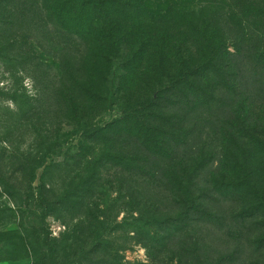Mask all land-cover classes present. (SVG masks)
<instances>
[{
	"label": "trees",
	"instance_id": "trees-1",
	"mask_svg": "<svg viewBox=\"0 0 264 264\" xmlns=\"http://www.w3.org/2000/svg\"><path fill=\"white\" fill-rule=\"evenodd\" d=\"M25 1L42 23L70 41L57 57L52 90L60 123L89 118L92 104L112 97L107 83L115 68L121 71L116 88L124 96L129 85L137 90L159 77V108L149 111L151 100L132 109L120 105L121 117L85 130L77 156L62 165L47 164L56 135H39V147L25 149L17 139L23 133L15 127L16 116L3 108L10 112L7 118L0 115L3 259L203 264L201 245L210 247L197 236L201 225L229 239L225 248L210 240L207 264H244L245 250H251L247 264H264V96L243 83L235 59L239 50L231 52L224 38L215 37L206 1L195 11L193 0H164L156 12L143 0ZM241 2L231 3L238 17L244 14ZM7 6L0 0V23L22 18ZM232 22L228 35L244 33V18ZM247 57L250 73L257 57L252 49ZM11 93L22 112L27 95ZM132 114L138 121L130 120ZM122 211L130 219L129 238L148 250L147 263L123 262L126 247L111 242L118 229L105 227ZM47 216L62 220L60 238L51 236ZM72 220L77 222L71 225ZM261 256L262 261H253Z\"/></svg>",
	"mask_w": 264,
	"mask_h": 264
},
{
	"label": "rangeland",
	"instance_id": "rangeland-1",
	"mask_svg": "<svg viewBox=\"0 0 264 264\" xmlns=\"http://www.w3.org/2000/svg\"><path fill=\"white\" fill-rule=\"evenodd\" d=\"M5 1L8 3L6 10H9L16 17L21 16L22 13L23 16L16 20L13 17L10 18V14L7 12L5 14L6 18H10L14 22L9 25L0 23V94L2 95L0 96V115H3V118H7L9 111H13V115L16 116L15 127L20 133H23L17 139L20 140L21 146L25 149L38 148L41 142V139L38 138L39 135L52 138L56 135L54 154L47 160V164L62 165L68 160L70 155L77 156L79 147L85 143L83 140L86 133L85 130H97L98 127H105L108 123H112L121 117L120 105L132 109L136 102L151 100L153 106L150 107L149 111L159 108V77L151 81L146 79V86L140 85L137 90H133L132 85H129V88L127 87L128 94L124 96L116 88L121 71L115 68L111 71L107 83L109 88L111 86L114 95L112 97L107 96V99L100 106L95 103L92 104L87 111L89 118L87 116L83 118L78 116L74 120L71 119L64 121L65 123H60V119L56 118V113L59 112L58 109L60 107L53 93V88L57 82L58 64L56 61L57 57L60 56L61 49L67 47L70 41L68 38H62L53 30L50 24L42 23V16L35 11L36 9L30 7L25 0ZM162 1L164 0H143V3L156 12L159 11V2ZM193 1L191 8L195 11L200 8L201 4H205L204 1H206L207 12L211 18L210 23L216 30L215 37L217 39L224 38L227 42L228 50L231 52H234L235 49L239 50V54L235 59L240 68L243 83L251 84L256 96H264V60L262 59L264 57V0H241L242 2L238 6H240V11L244 13L243 17L236 15L237 11L232 7V0ZM16 9L20 12L15 13L14 10ZM216 17L218 19L214 20ZM243 18L246 29L243 31L244 33L234 37L228 35L233 34L231 31L234 28L229 29L231 24L233 25L232 21L234 19L242 20ZM248 30L251 31L247 35ZM251 45L255 58L257 57V65L255 64L251 72L248 73L246 72L249 60L247 55L250 54ZM211 47V50H214V45H211ZM15 91L18 94L27 95V99L22 105V112L19 108L17 110V105L10 99V93ZM7 93L8 95H5ZM5 107L9 111L3 110ZM155 110L151 112H155ZM27 118L30 121H26ZM137 119L138 114L130 116L131 121ZM25 130L29 131L24 132ZM33 130H37V132ZM44 169L43 166L36 171L34 186L40 183ZM116 215L115 218L113 215L114 225L106 226L105 228L111 230L114 228V231L115 228L118 229L115 231L116 239L111 242H114L115 245L123 246V248L126 247V250L121 253L123 262L147 263L148 250L129 238L133 234V232L129 233L127 230V223L130 222V219H127L123 211L117 212ZM76 222L77 220H72L70 224L74 225ZM115 222L118 225L117 227H114L116 226ZM46 223L49 226L52 237L60 238L65 232L62 220L57 217L47 216ZM12 226H15V223H12ZM196 229L200 241L207 243L210 247L208 250V248L201 245V250L204 252L200 254V262L207 264L206 258H208V254L211 251L210 240H214V245L217 248H225L229 239L226 235L220 236L216 231L210 232L205 226L199 225ZM250 251L245 250L247 254L240 258L241 262H245L244 264L250 263L251 259L248 255ZM261 252L264 253V250ZM162 259L163 254L161 253L159 254V261ZM262 259L261 256L253 261L257 263L262 261ZM0 264L31 263L29 261L15 262L6 260L3 259V255L0 253Z\"/></svg>",
	"mask_w": 264,
	"mask_h": 264
}]
</instances>
